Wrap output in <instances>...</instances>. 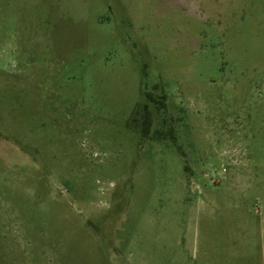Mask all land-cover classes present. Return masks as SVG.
I'll list each match as a JSON object with an SVG mask.
<instances>
[{
	"label": "rangeland",
	"instance_id": "rangeland-1",
	"mask_svg": "<svg viewBox=\"0 0 264 264\" xmlns=\"http://www.w3.org/2000/svg\"><path fill=\"white\" fill-rule=\"evenodd\" d=\"M0 264H264V0H0Z\"/></svg>",
	"mask_w": 264,
	"mask_h": 264
},
{
	"label": "trees",
	"instance_id": "trees-1",
	"mask_svg": "<svg viewBox=\"0 0 264 264\" xmlns=\"http://www.w3.org/2000/svg\"><path fill=\"white\" fill-rule=\"evenodd\" d=\"M150 102H152V101H150ZM142 110H143V113H142V118H143V121H142V134L144 136H147L148 135V131H149V127H150V124H151V116H150V112L148 111V109L146 107H143ZM135 113L138 115V114H140V111L136 110Z\"/></svg>",
	"mask_w": 264,
	"mask_h": 264
}]
</instances>
